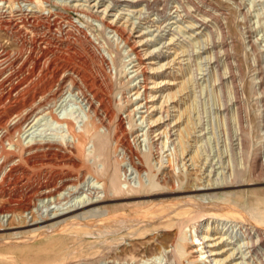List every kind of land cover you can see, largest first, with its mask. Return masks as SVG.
Returning <instances> with one entry per match:
<instances>
[{
  "label": "rangeland",
  "instance_id": "1",
  "mask_svg": "<svg viewBox=\"0 0 264 264\" xmlns=\"http://www.w3.org/2000/svg\"><path fill=\"white\" fill-rule=\"evenodd\" d=\"M27 3L26 0H12L11 8L8 10L4 7V14L0 15V23L3 22L0 25V62L10 64V61H16L8 72L10 74L23 61H29L24 71L15 76L14 84L23 93L39 91L41 71L35 67L33 59L40 61L41 66L52 61L64 67L63 72L76 71L83 61L77 59L73 62L71 58L76 56L84 59L88 53L74 35L69 39L59 35L63 29L72 32L75 26L81 28L92 44L90 51L101 54L106 59L101 66L105 73L113 75V106L125 122L132 147L145 167L148 165L144 155L151 153L149 163L154 165L160 162L158 176L171 178L176 184L175 189L168 187L140 192L129 190V186L140 187L139 178L128 162L119 160L115 166L121 175H118V179L123 193L111 194L108 198L101 193L100 201H124L133 198L119 204L125 206L124 210L140 202L137 198L146 199L161 193L189 192L190 197L203 204L217 201L218 197L204 193L226 187V182L231 181L230 175L234 168L232 158L235 156L239 159L238 136L234 138L232 150L224 132L226 116L230 117L236 111L234 85L239 87V103L242 104L244 115L253 119L255 125L264 127V0H45L40 8L32 11L27 8ZM104 24L114 29L123 28L129 47L118 44L117 37L115 38L111 29H105ZM161 66L164 67L160 68ZM137 68L141 75V83L138 84L132 82L131 77L134 74H129ZM91 69L89 73L101 77L96 68ZM232 77H236L234 84ZM144 78L148 79L147 82ZM154 82L158 85L153 86ZM145 89L148 90L147 100ZM170 95L174 96L170 103H163L162 97ZM224 96L228 106L223 105ZM217 97L220 101L216 100ZM41 98L39 96V100ZM194 99L200 112L191 111L185 114L187 106ZM146 103L148 108L153 107L149 113H146ZM138 106L142 108L133 113ZM57 108L58 114L63 118L85 119L88 112L85 101L76 91L67 92ZM189 115L193 123L198 118L200 121L197 126L190 125V128H194H191L188 139L187 154L174 171L167 161L172 153L177 156L178 152L173 145L160 151V143L164 141L171 144L177 138L175 133L188 127ZM147 118L160 120L149 126ZM53 133H56V125L46 116L31 123L19 138L28 144L29 141L46 134L53 137ZM156 133L159 135L154 137ZM255 136L257 146L264 150V131L258 133L259 137L257 134ZM202 139L205 140L203 146L206 152L193 162V151L202 145ZM115 143L110 145V151L119 154L120 145ZM6 145L7 150L14 149L8 143ZM105 153L106 151H102L100 157L87 159V165L98 166L99 169L110 165ZM2 158L4 157L0 153V159ZM126 170L127 177L123 173ZM38 171L43 172L46 177L42 182L59 172L77 173L71 164L64 162L29 167L28 172L36 175ZM145 174L144 181L148 182V174ZM24 178L26 182L27 178ZM91 182L92 179H88L77 192L69 194L68 200H63L62 206L40 204L36 213L21 214L15 220H0V264H142L143 260L158 257L172 249L174 229L165 226L163 228L158 223L148 227L154 228V232L150 231L141 236L138 228L140 233L126 237L118 245H115L118 242L114 235L105 237L107 243L102 244L100 241L104 238L95 230L96 226L94 229L86 226L85 231H76L77 233L74 231L79 226L62 227L57 232L50 231L43 234L44 236L26 232L29 229L24 227L32 222L42 221L54 211L61 213L77 204V201L87 200L88 185ZM10 188L13 191L10 189L9 195L26 191L22 184ZM110 190L112 191L111 187ZM9 195H0V206L14 201ZM96 211L105 213L106 208L100 207ZM94 213L92 217L98 216ZM95 220L96 218L91 221ZM220 222L215 220L212 237L205 245L207 251L211 250L208 253L212 255L211 259H225L239 248L230 262L225 261L222 264H239L242 261L244 264H259L258 258L249 253L250 250L246 247L241 249L240 237H236L234 244L226 246L230 240H224V243L220 232L215 229ZM130 223L133 228L135 222ZM202 224L201 221L194 222L191 229L187 230V239L182 244L189 249L188 259H195L201 253L194 252L196 247L189 248L191 243L188 239L193 235L194 228L200 230ZM262 255V252L259 253L260 257ZM206 262L210 264L209 259Z\"/></svg>",
  "mask_w": 264,
  "mask_h": 264
},
{
  "label": "bare ground",
  "instance_id": "2",
  "mask_svg": "<svg viewBox=\"0 0 264 264\" xmlns=\"http://www.w3.org/2000/svg\"><path fill=\"white\" fill-rule=\"evenodd\" d=\"M26 2L29 3H27V8L32 11L34 8H40L45 0H26ZM11 6L12 0H9V2L8 0H0V15L4 14L2 13L4 7L9 10ZM90 17L92 18V16ZM104 27L112 30L115 38L117 37L116 42L118 44L128 46L126 31L123 28L114 29L107 24H104ZM73 28L72 32L63 29L61 33L58 32L60 33L59 36L69 39L74 35L78 42L84 46L88 55L84 59L76 56L71 58L73 62L77 59L83 61L81 66L74 72H63L64 67L52 61L41 66L40 61L33 59L35 67L40 68L42 77L41 88L38 92L27 91V93H23L19 90V86L14 84L15 76L24 71L29 61H23L18 69H14L10 74L8 72L11 71L16 61H10V64L0 62V153L4 157L0 159V195H9L12 186L14 188V186L22 184L23 188L26 189L24 193L15 192L14 195H9L10 199L14 201L0 206V220L3 218H13L15 220L21 214L36 213L40 204L48 203L49 206H62L63 200H68L69 194L77 192L82 185L86 184L88 179H92V184L88 185L89 190L87 192L89 195H87V200L77 201V204L64 209L61 213L54 211L46 219L42 218V221L32 222L31 225L24 227L29 229L26 232L44 236L43 234L62 229V227L79 226L74 231L76 232L85 231L86 226L90 229L96 226L95 230L101 233V237L104 238L100 241L102 244L103 242L107 243L105 237L108 238V236L114 235V239L118 242L115 245H118L126 237L135 236L139 232L138 228L141 231V233L139 232L141 236L150 233V231L154 232V228L148 229V227L158 223L162 227L174 229L175 240L171 246L172 249L158 257L143 260L142 264H206L207 259H209L210 264H222L225 261L230 262L239 248L230 253L225 259H211L212 255H208L211 250L207 251L205 245L209 243L212 237L215 220H218L222 222L218 223L215 229L220 232L219 235L222 236V241L225 243L224 240H230L226 246L234 244L236 237H240L241 249L246 247L247 250H250L249 253L258 258L259 264H264V150L259 148L255 142V135L257 134V137H259L258 133L264 131V127L255 125L253 119L244 115L242 104L239 103L241 94L239 87L234 85L236 111L232 116H226L227 124L224 131L231 149L234 147V138L238 136L239 159L235 156L232 158L234 168L230 175L231 181L226 182V187H219L218 190L204 193V195L218 197L217 201L203 204L190 197L191 193L189 192L185 194L161 193L156 194V196H147L146 199L134 198V200L140 202L124 210L125 206L119 204L133 198L124 201L116 199L100 201L99 199L101 193L105 194V198H108L111 194L123 193L118 179L119 170L115 166L117 161L128 162L138 175L140 187L133 188L129 186V190L140 192L145 190L156 191L168 187L175 189L176 184L171 178L158 176L160 162H156L154 165L149 163L151 153L144 155L148 165V167L146 166L148 170L145 169V164L127 137L128 132L125 122L114 109L112 100L114 92L113 75L105 73L101 66L105 64L106 59L101 54L90 51L92 44L84 30L76 26ZM49 30H52L51 27H49ZM18 35H21V33L18 32ZM93 67L96 68L97 74L101 77L89 73ZM129 74H134L131 77L132 82L141 83L139 68ZM147 80V78H144L145 82ZM235 80L236 77H232L233 84ZM154 85L157 86L158 83L154 82ZM145 90V100H147L148 90ZM75 91L82 97L88 108L85 119L78 117L63 118L58 114L59 101L67 92L75 93ZM39 96H42L40 100ZM173 98V95L162 97L163 103H170ZM216 100L220 101V98L217 97ZM222 102L224 106L227 105L225 96ZM145 106L147 107L146 113L153 109V107L148 108L147 103ZM140 108L142 106H138L137 109L133 110V113ZM191 111L200 112L195 99L190 106H187L185 114H189ZM46 116L56 125V133H53V137H50L51 134H46L44 137L25 144L19 138V135L31 123L38 122ZM182 116H184V113H182ZM159 120L160 118L154 120H148L147 118V125L153 126ZM188 120V127L177 131L175 133L177 138L171 144L163 141L160 143L161 147L159 146L160 151H163L168 145L170 147L173 145L174 150L178 152L177 156L172 153L171 158L167 161L169 167L173 168L174 171L176 170L175 167H179V163L182 162L181 159L187 154L188 139H190L191 128H194L192 126L190 128V125L197 126L200 121L198 118V121L193 123L190 115ZM157 135L159 134L156 133L154 137ZM205 140L202 139V145L197 146L193 151L195 152L192 157L193 162L196 158L205 154L206 150L203 146ZM114 142L120 145L121 151L119 154H113L110 151V145ZM7 143L14 149L7 150ZM157 145L155 144V146ZM102 151H106L104 156L110 165H105L102 169H99L98 166L89 167L87 159L100 157ZM61 162L71 164L77 173L67 171L50 174L51 176L47 178V181L42 182L46 179L43 172L38 171L36 175L28 172L29 167L35 168L45 163L55 165ZM127 171L123 172L126 177ZM145 172L148 174V182H145L143 178ZM24 177L27 178L26 182H24ZM127 183L129 184V182ZM100 207L106 208L105 213H97L96 209ZM94 212L98 216L92 217ZM94 218L96 220L92 222L91 220ZM209 219L215 220L210 221ZM200 221L203 223L201 229L197 230L195 227L193 235L188 241L191 243L189 248L196 247L197 250H194V252L199 253L201 251V253L195 259H188L189 249L182 243L186 241L187 230L191 229V225ZM95 222H97L96 225ZM130 222H135L133 228L130 227ZM142 228L144 229L141 230ZM128 229H130L128 232H123ZM198 247H201V249L199 250ZM240 252L242 251L240 250ZM261 252L263 255L260 257L259 253ZM167 255L169 256L167 257ZM107 264H114V262ZM239 264H244V261Z\"/></svg>",
  "mask_w": 264,
  "mask_h": 264
}]
</instances>
